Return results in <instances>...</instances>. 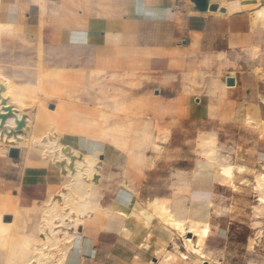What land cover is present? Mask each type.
Masks as SVG:
<instances>
[{
  "label": "crops",
  "instance_id": "0c3cea01",
  "mask_svg": "<svg viewBox=\"0 0 264 264\" xmlns=\"http://www.w3.org/2000/svg\"><path fill=\"white\" fill-rule=\"evenodd\" d=\"M222 1H225V4ZM33 2L34 0H6L0 8V21L37 27L39 14H34L33 9H36V5L32 4ZM44 2L48 12L44 16L45 26L41 30L40 37L43 57L52 58L58 63L78 60L76 63L79 64L74 69L51 70L58 73H51L46 84L47 90L53 96L79 98L80 103L84 98H88L86 100L89 103H94L91 99L96 94L98 102L108 105L95 104V107L97 110H102V114L108 119L111 116L118 118L119 115L114 112L120 113L119 108L125 103L131 104L132 111L129 118L142 122L137 126L135 124V129L141 128L149 135L155 132V129L166 128L162 124L158 126V123L153 121L165 114L173 120L192 121V124L218 117L220 120H225L229 128L235 131V133L231 132V136L235 139V143L246 151V155L237 151L240 156L235 163L247 167L241 163L243 158L245 161L255 158L264 163V130L261 127L264 123V70L260 79L253 74L237 77L230 73L225 75L223 80H219L217 76L218 71L222 70L248 73L256 71V67L264 62V52L261 50L257 35V30L262 26L255 27L253 23L250 24L253 22L251 18L254 11L264 7L263 0H209L210 3H216L223 9L217 12L195 11L190 0H45ZM21 34L32 45L36 37L38 39L35 31L23 30ZM179 42L182 44L179 45ZM251 48L254 49L252 53ZM241 49L246 50L249 57L257 59L259 64L253 65L256 69L244 65L240 69L223 68L224 58L228 60L230 66L239 65L235 63L234 56L236 52H241ZM10 58L8 53L2 56V59L14 60ZM15 60L17 63L29 61ZM130 70L142 73H133ZM92 71H102L107 77L103 81L91 80L89 74ZM170 72H182L179 78L182 87L180 85L177 95L168 102L159 96L155 102L161 105L160 109L158 108L160 111H156L155 115L151 116L147 112L149 97L153 89H164L165 84L175 78L165 77ZM208 73L210 75L206 78L205 75ZM227 77L234 78L233 86L225 84ZM201 85L204 86L206 95L202 99L203 102L201 101L202 105H193L191 94L199 93ZM149 88H152L151 91ZM79 91L80 97L77 95ZM88 94L91 96L88 97ZM51 106L53 108H50ZM47 107L53 110L54 101L49 102ZM260 121L263 123L261 124ZM258 127L260 131L257 130ZM32 130L35 135H46L48 132V128L38 125H34ZM37 165H33L32 168ZM32 168L29 167V170ZM240 174L237 178L241 176ZM32 177L37 180L34 173ZM185 178L176 177V184L183 185ZM243 180V178L236 179L237 190L241 189L239 184L244 183ZM212 183L232 194L238 192L217 182L212 181ZM30 184H23L20 188L30 187ZM185 193L183 198L187 200L188 196ZM189 193L191 203L187 216L194 221L209 223L211 234L215 211L212 201H215V198L212 194L209 195L208 205L200 210L195 208V203H192L199 199L198 195L194 194L192 186ZM177 194L180 193L174 191V195ZM4 204H6L4 200L0 201V215L4 211L2 208ZM111 209L109 207V212ZM139 209L150 215L152 222L156 221L145 207ZM102 218L96 219V223ZM108 218L105 217L98 227L104 239L100 241L102 245L98 251L99 255H91L101 258L96 264H151L148 252L143 249L139 251L141 240L129 239L124 233L121 234L124 238L110 240L107 238L125 227L122 224H111ZM166 228L177 235L172 229ZM210 234L202 245V252L206 258L204 247ZM186 235L194 241L195 237L191 234ZM3 241L4 238L0 237V264L5 250ZM143 246L147 245L143 244ZM163 246L164 242L156 246L159 264H189L186 260L191 253L187 250L173 254L165 252ZM176 258L180 260L174 261Z\"/></svg>",
  "mask_w": 264,
  "mask_h": 264
},
{
  "label": "rangeland",
  "instance_id": "374dc122",
  "mask_svg": "<svg viewBox=\"0 0 264 264\" xmlns=\"http://www.w3.org/2000/svg\"><path fill=\"white\" fill-rule=\"evenodd\" d=\"M257 35L261 50L264 52V27H259ZM181 44L182 43L179 42V45ZM234 58L235 63L239 64L238 66H235V64L230 66L228 60L224 58V65H222V67L240 69V67L244 65L253 69L257 68V70L249 73L234 70L218 71L219 74L217 76L219 80H223V77L230 73H233L237 77L244 74H253L260 79V75L264 70V62L259 66L257 59L249 57L244 49H241V52H236ZM256 64L258 66L254 68L253 65ZM131 72L138 74L142 73L140 71ZM212 73L214 74V72ZM181 74L182 72H170L166 74L165 77L174 76L175 78L169 80L168 83L165 84L164 89H153L149 97V103L147 104V112L151 114V116L155 115L156 111H160L161 105L155 102L159 99V96H161L162 100H167L168 102L177 95L180 85L182 87V83L179 81ZM209 75L208 73L205 77L208 78ZM200 87L201 90L199 93L191 94V103L193 105H202L201 101L203 102L202 99L204 95H206L205 89L203 88L204 86L201 85ZM151 89L152 88H149L150 91ZM80 95L79 91L78 96L80 97ZM198 98H201V100H198ZM52 101L55 103V108L50 110L46 107V111L50 115L51 120L69 127L86 122L87 125L89 124L87 129L88 132L104 141L111 138L113 123H115V121H122L127 124L126 131L121 128L116 136L120 138V140L118 138L119 144H122L124 150L110 144H107L106 148L100 145H91L90 139L83 135L70 139V136L65 134V137L62 136L63 139L59 138L60 143L77 147L80 156L87 155L93 160V164H95V168L98 172L97 176H94L97 180L94 181V178L91 180L95 183L94 188L100 193L98 197L99 203L103 208H112L111 211L97 223L96 219H91V217H89L88 219H83L80 225L74 227L72 223H69L70 220L67 219V223L65 221L67 225L61 227L63 230L59 232V234L62 233L61 235L63 236L60 235V238H68V234L72 236L67 240V242L70 241V244L67 243L69 247H71L75 241L78 243L79 256L82 258L79 257L77 261L78 264H96L98 260H101V258L92 257L91 255L98 254V251H100V245H102L100 241L104 238L102 237L103 233L99 231L98 227L107 216L111 224H122L125 226L124 229L107 238H109V240L124 238V236H121V234L124 233L129 239L141 240L142 243L139 251L143 249L148 252V258H150L151 264H159L156 246L162 242H164L163 250L165 252L173 254L185 252L186 249L183 237L179 235L175 236V234L170 232L160 222H152L153 219L150 215L143 213L139 208H143L146 201L148 202L155 197H165L160 199L166 200L168 204L171 203L169 204L170 211L175 217L179 219H188V208L191 203L189 200L191 186L194 194L199 197V199L192 202L195 203L196 209L202 210L206 208L209 195L212 194L215 198V201H212L215 206L211 226L212 232L204 247V252L207 254L205 262H209L210 264H264V209L260 207V205L264 203V195H258L252 191V185L257 180L255 175L258 174L263 163L255 158L249 161H245V158H243L241 163L252 170H249V172L239 177L240 179H244V183L239 184L241 189L237 190V193L232 194L222 187L213 185L214 162L205 160L195 153L196 137L202 132H204V134L214 132V134H216L219 156L229 155L230 157L228 158H231V156H235L236 151L242 155H246V151L235 143V139L231 136L235 131L229 128L225 120H220L218 117H211L209 120H200L199 123L192 124V121L173 120L169 115L165 114L158 120H153L158 123V126H160V124L166 126L170 132H167L170 134L169 136L167 134V137H169L168 139L166 137L167 141L164 140L165 142H160L162 140L158 141V139H156L157 132H152L153 134L151 133V135H149L148 132L145 134L141 128L135 129V124L137 126L141 121L129 118L130 115L127 116V120L122 119V115L117 116L119 118L108 119L102 114L103 111L100 109H96L97 112L93 113L90 109L91 107L85 106L82 108L83 106L79 98L75 97L68 99L63 96H53ZM125 108H127L130 114L132 111L131 104L125 103ZM118 119L119 121H117ZM36 124H39V122H36ZM40 125H42V127L48 126L45 122L40 123ZM121 133H123V135ZM58 134L60 135V133ZM47 135H49L48 132L46 135L36 136L42 138V140H46ZM151 141L153 144L161 146L160 150L164 147V149L161 150L162 152L159 150L161 154L159 153L158 155L154 148H152L153 145L151 146ZM4 144L2 146L0 145V148H3L5 146ZM0 150V154L2 153V155H0V189L5 187L6 192L10 193V197L15 196L18 205L22 208L25 217L28 219L26 222L27 230H31L42 218L41 213L44 210H40L44 207V202L46 203L48 200L47 206H49L54 203L55 198L57 200L60 199L58 197L60 195L58 192H61V194L63 192L62 196H64L65 190L68 192V188L60 184L62 182L61 173L63 172L57 168V164H52L53 162L49 159L46 161H40V158H36L38 160L33 159L34 162L32 164H38L32 168L33 173L37 176V180H32L30 187L20 188V174L25 166V158L28 154V150L25 147H21L19 149V157L16 159L8 157V150H4V154L3 150ZM33 152L35 154V151ZM126 153L129 154L128 159ZM153 157H156V160L153 164L147 165V161ZM127 160L131 164L132 169L128 167L127 169H122ZM95 161L97 162L95 163ZM234 162H236V160H234ZM59 171L61 173H59ZM181 174L183 176H188V180L191 175V183L186 193L178 192L180 194L174 195V191L182 185L180 183L176 184V175H178L179 178ZM122 179L124 182L126 181L130 189L122 185ZM48 192L52 194L51 197H48ZM132 192H134L135 195ZM184 193L188 196L187 200L183 198ZM261 196L263 199L260 198ZM148 198L150 200H148ZM127 199H129V202ZM47 206L45 204L44 208L47 209ZM177 207H179V209ZM126 215H128V217H126ZM3 218L5 221H9L11 216H4ZM150 223L151 225H149ZM68 224L69 227H67ZM38 234L39 238L37 237V240H39L40 237L43 238L42 233L38 232ZM76 237L79 240H74ZM143 244L147 246L145 247ZM3 245L5 246L4 241ZM197 257L198 256L195 254H190L186 262L189 264H200ZM179 260L180 259L176 258L174 261ZM202 264H204V262Z\"/></svg>",
  "mask_w": 264,
  "mask_h": 264
},
{
  "label": "bare ground",
  "instance_id": "6f19581e",
  "mask_svg": "<svg viewBox=\"0 0 264 264\" xmlns=\"http://www.w3.org/2000/svg\"><path fill=\"white\" fill-rule=\"evenodd\" d=\"M5 1L6 0H0V8ZM44 1L45 0H34L32 3L36 5V9H33L34 14H39L40 16L39 17L37 15L39 19L37 22V27L26 24L22 26L16 25L14 23H2L0 21V114L6 115V109L11 108L9 116L5 117L4 119L0 118V125L3 123L2 128L0 127V145L2 146L5 143V146L0 149L3 150V154L4 150L7 151L11 147H16L18 149L25 147L28 150V154L25 158V166L20 175L19 187L23 184L31 183V181L34 180V177H32L33 171L31 169L29 170V167L32 168L33 166V159L40 158V161H46L49 159L53 162L52 164L62 162V166H56L60 171L63 172L61 173L59 171L62 176V182L60 184L63 185V187L68 188V192H66L67 190L64 191L63 188L64 196H62L63 192L62 194L61 192H58L60 194L58 196L60 198L59 200L55 198L54 203L50 204L49 206H47L48 200L46 203L44 202V207L46 204L47 209L43 207L44 209L42 208L40 210H44L41 213V220H39V222L36 223V225L32 227L31 230H27L26 222L28 219L25 217L22 208L18 205L15 196H12L13 198L10 197V193L6 192V188L4 186V188L0 189V197H2L0 198V201L4 200L6 202V204L2 205L4 211L0 215V237H3L5 242L2 264H78L77 261L80 257L78 252L79 247H77L78 243L75 241L72 246L69 247L67 243L70 241L67 242V240L72 236L68 234V238H60L62 233L59 234V232L63 230L61 227L67 225V219L70 220L69 223H72L74 227H77L83 222V219H88L89 217H91V219H99L109 213V207L103 208L100 205L98 200L100 193L96 188H94L95 183H93L91 180L92 178H94V181L97 180L95 177L97 176L98 172V170L95 168V164H93V160L87 155L80 156L79 152L77 151V147L64 145L59 142V138L61 139L65 134L70 136V139L83 135L90 139L91 145H100L103 148H106L107 144H110L116 148L124 150L122 148V144H119L120 138L116 136L118 135V131L121 128L126 131L127 124L119 121V119L117 120L119 122L115 121V123H113L111 138H109L107 141H104L88 132L87 129L89 124L87 125L86 122L79 123L77 126L72 127L63 126L60 123L51 120L50 115L46 111L47 104L53 100V95L47 90L46 84L51 73L58 74L57 72L51 70L56 68L74 69L79 64L76 63L78 60L76 62L58 63L56 62L57 60L54 61L52 58L43 57L41 44L42 41L40 37L41 30L43 26H45L44 16H46L48 12ZM254 12L253 18H251L253 19V22H250V24L253 23V26L255 27H264V8H260L258 11ZM23 30L35 31L37 33L38 39L36 37L33 45L24 38L23 34H21ZM252 48L250 49L251 53L252 50H254ZM7 53L10 54L11 58L14 60L28 59L29 61H18L17 63L16 60L8 61L6 59H2V56ZM106 77L105 73L102 71H92L89 74V78L94 81H103L106 79ZM95 95L96 94H94L93 98L91 99L94 103H89V101L86 100L88 98H84L83 102L81 103L83 106L82 108L85 106L89 108L91 107V111L95 113V104L100 106L108 105L106 103L103 104L98 102V99L96 98L97 95ZM89 96H91V94H88V97ZM119 110L121 114L119 111H115L114 113L123 115L124 117L121 116L122 119L127 120V116L130 114L127 108H125V104L121 105ZM22 117L25 119V126L20 130V132L15 133V135L9 134L10 131L16 127V121L20 120ZM114 117L115 116H111L110 118ZM36 122H39V124H36ZM42 122H45L48 125L46 128H48L49 135L46 136V140H42V138L37 137L32 130L34 125L42 127V125H40ZM246 122L248 123V121ZM262 123L263 122H261V124ZM255 126H257V124H255ZM261 127H263L264 130V123ZM257 130H259V127ZM155 132H157L156 139H158V141L162 140L160 142H165L169 138L167 137V132H169L168 128L155 129ZM58 133H60V135ZM121 134L123 135V133ZM169 135L170 134H168V136ZM215 135L216 134H214V132H209L206 134L202 132L199 134L198 137H196L197 140L195 153L197 156L205 160L214 162L215 168L213 171V182H217L222 186H227L232 191H237V187L235 185L236 179L239 178H237V176L240 173L249 172V168L247 169V167L239 166L234 162V160H238L240 156L237 151L235 156H231V158H228L230 157L229 155L219 156L217 150V139ZM152 145V148H154L158 155L160 152H162L161 150L164 149L163 147V149L160 150L161 146L153 144L151 141V146ZM33 151H35V154ZM0 155H2V153ZM126 156L128 159L129 154L126 153ZM155 160L156 157L150 158L147 161V165L153 164ZM96 162L97 161H95V163ZM127 167L132 169V166L128 160L122 169H127ZM176 176L178 177V175ZM179 177L185 178L187 176H183L181 174ZM255 177L257 180L252 185V191L253 193L263 196L264 163L261 165V169L259 170L258 174L255 175ZM191 178V175L189 176V180L185 178L187 183L185 184V180L183 185L177 188L175 192L188 191ZM61 185L58 186L62 187ZM122 185L125 188H129L126 184V181L124 182V180ZM51 195L52 194L49 193L48 197H51ZM262 196L260 197L261 199H263ZM127 200L129 202V199ZM148 200L150 199L148 198ZM169 204L164 199L153 198L148 202L146 201L144 207L150 212L157 222L162 223L164 226L172 229L177 235L183 237L187 252L197 255V260L200 262V264H202L206 260V257L202 252V245L205 238L210 234L209 223L194 221L190 218L179 219L175 217L170 211ZM260 207L264 209V203L261 204ZM177 208L179 209V207ZM4 216H11V219L9 221H5L3 218ZM67 227H69V224ZM38 232L42 233L43 235V238L40 237L39 240H37V237L39 238ZM186 234H191L193 237H195L194 241L193 239L187 238ZM76 239L77 237L74 238V240Z\"/></svg>",
  "mask_w": 264,
  "mask_h": 264
},
{
  "label": "water",
  "instance_id": "95a60500",
  "mask_svg": "<svg viewBox=\"0 0 264 264\" xmlns=\"http://www.w3.org/2000/svg\"><path fill=\"white\" fill-rule=\"evenodd\" d=\"M191 3H193L194 5V10L198 11V12H217V11H223L222 8H219V5L216 3H210L209 0H190ZM225 84L227 86H233L235 84V80L233 77H227L225 79ZM50 108H53L52 106ZM10 110L11 108H7V114H0V118L4 119L5 117L10 115ZM3 123L0 125V127L2 128ZM25 126V119L22 117L20 120L16 121V127L10 131L9 134L15 135V133L20 132V130ZM9 158H13L16 159L19 157V149L16 147H11L8 149V153H7ZM57 165L62 166V162L61 163H56ZM204 264H208L207 262H204Z\"/></svg>",
  "mask_w": 264,
  "mask_h": 264
}]
</instances>
